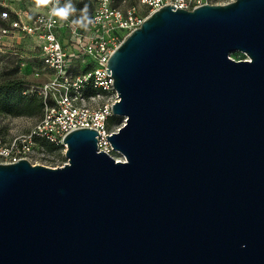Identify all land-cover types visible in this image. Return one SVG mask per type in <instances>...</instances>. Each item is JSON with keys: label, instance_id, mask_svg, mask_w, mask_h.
Segmentation results:
<instances>
[{"label": "water", "instance_id": "obj_1", "mask_svg": "<svg viewBox=\"0 0 264 264\" xmlns=\"http://www.w3.org/2000/svg\"><path fill=\"white\" fill-rule=\"evenodd\" d=\"M174 8L106 65L124 161L81 128L0 164V264H264V0Z\"/></svg>", "mask_w": 264, "mask_h": 264}, {"label": "built area", "instance_id": "obj_2", "mask_svg": "<svg viewBox=\"0 0 264 264\" xmlns=\"http://www.w3.org/2000/svg\"><path fill=\"white\" fill-rule=\"evenodd\" d=\"M138 1L145 12L141 13L134 6L120 9L114 5L115 0H97V7L88 18L91 23L85 22V26L52 16L51 9L57 4H49L45 13L30 16L26 13L24 20L11 21L9 28L1 31L2 35L13 31L34 40L42 70L49 73L50 78L39 86L30 84L23 90V95L42 100L43 114L28 134L14 137L7 144L0 139V164L21 159L31 165L39 164L33 162L39 140L58 147L64 154V137L81 128L97 131V150L113 158L114 151L105 137L111 134L107 132V120L111 116V105L117 100L112 78L106 70L111 53L150 14L163 6L192 10L203 4H218L215 0ZM60 33L67 38L66 44L60 42ZM114 160L124 161V158Z\"/></svg>", "mask_w": 264, "mask_h": 264}, {"label": "rangeland", "instance_id": "obj_3", "mask_svg": "<svg viewBox=\"0 0 264 264\" xmlns=\"http://www.w3.org/2000/svg\"><path fill=\"white\" fill-rule=\"evenodd\" d=\"M218 4H225L233 0H215ZM71 3L75 11L69 16L68 20H80L82 16H89L97 7V0H59L57 7H63ZM120 9L134 6L141 13L145 8L139 4L138 0H115L114 3ZM47 7V6H46ZM46 7L35 8L34 0H0V85L11 81L22 82L26 88L30 84L41 85L50 78V74L42 70L38 59L39 49L37 43L31 38L22 34L10 32L8 35H2L3 29H8L9 23L17 19L24 20L27 15L43 14ZM86 8V11H82ZM82 26L80 24H74ZM59 40L62 44L67 43V38L60 33ZM235 61L244 60L245 56L240 52H234L230 55ZM36 74L38 76L36 77ZM12 116L0 113V139L7 144L11 139L19 135L28 134L40 116ZM108 133L116 132L124 124L121 117L111 116ZM37 155L33 162L53 167L64 164L66 159L59 148H53L45 141H37ZM52 147V148H51ZM114 159L123 158L119 153L113 152Z\"/></svg>", "mask_w": 264, "mask_h": 264}, {"label": "trees", "instance_id": "obj_4", "mask_svg": "<svg viewBox=\"0 0 264 264\" xmlns=\"http://www.w3.org/2000/svg\"><path fill=\"white\" fill-rule=\"evenodd\" d=\"M22 85V82L17 81L0 85V113L12 116H33L34 114H40V120L44 109L42 100L36 96L23 95L22 92L25 88ZM109 118L107 120V129L111 122ZM50 146L58 148L51 144Z\"/></svg>", "mask_w": 264, "mask_h": 264}, {"label": "clouds", "instance_id": "obj_5", "mask_svg": "<svg viewBox=\"0 0 264 264\" xmlns=\"http://www.w3.org/2000/svg\"><path fill=\"white\" fill-rule=\"evenodd\" d=\"M58 3H59V0H34V5H35V8L37 9L46 7L49 4L55 5ZM74 11L75 9L73 8L72 4L68 3L63 7L53 6V8L51 9V15L64 21V20H67ZM82 11H86V8L83 9ZM85 22L91 23V21L88 19L86 15L82 16L80 20L73 21L74 24H80L82 26H85Z\"/></svg>", "mask_w": 264, "mask_h": 264}, {"label": "flooded vegetation", "instance_id": "obj_6", "mask_svg": "<svg viewBox=\"0 0 264 264\" xmlns=\"http://www.w3.org/2000/svg\"><path fill=\"white\" fill-rule=\"evenodd\" d=\"M37 149V148H36Z\"/></svg>", "mask_w": 264, "mask_h": 264}]
</instances>
